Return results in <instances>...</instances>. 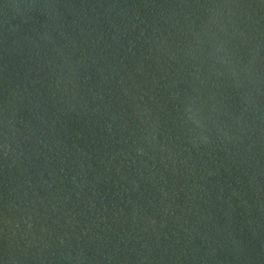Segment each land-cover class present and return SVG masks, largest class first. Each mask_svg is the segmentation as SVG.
Here are the masks:
<instances>
[{
  "label": "water",
  "instance_id": "1",
  "mask_svg": "<svg viewBox=\"0 0 264 264\" xmlns=\"http://www.w3.org/2000/svg\"><path fill=\"white\" fill-rule=\"evenodd\" d=\"M0 264H264V0H0Z\"/></svg>",
  "mask_w": 264,
  "mask_h": 264
}]
</instances>
